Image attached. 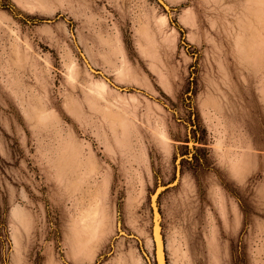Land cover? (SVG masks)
Returning <instances> with one entry per match:
<instances>
[{
	"label": "rangeland",
	"instance_id": "obj_1",
	"mask_svg": "<svg viewBox=\"0 0 264 264\" xmlns=\"http://www.w3.org/2000/svg\"><path fill=\"white\" fill-rule=\"evenodd\" d=\"M156 228L264 264V0H0V264H158Z\"/></svg>",
	"mask_w": 264,
	"mask_h": 264
},
{
	"label": "crops",
	"instance_id": "obj_2",
	"mask_svg": "<svg viewBox=\"0 0 264 264\" xmlns=\"http://www.w3.org/2000/svg\"><path fill=\"white\" fill-rule=\"evenodd\" d=\"M147 59H148V61H146V62L148 63L149 68L151 69L150 72H154L152 74H159L160 66L158 65V63L151 58H147ZM103 64L105 65V69L108 68L109 70H111V64H112L111 59L110 60L104 59ZM130 66L131 65L126 66V68L123 69V71L121 72V75L119 73L118 80H120L124 83L136 82L138 84H142V86H145L146 90H150L151 85L149 84V82L145 79H142V81H145V82L141 83L138 80V78L135 75H133V73L131 72ZM89 91L91 93L90 96L92 97L93 100L88 101V106H90L91 109H94V108L97 109V113L99 115L101 114V115H103V117H108V118L109 117H113V118L118 117V121H121V122H125L126 121L125 119L132 121L131 116L133 115V113L127 111V108H125V107H129V105L126 106V102H125L124 98L117 95L118 99H115L114 95H112L110 93L109 89L103 85L97 86V84H94L93 87H89ZM100 100L105 101V106L100 107L101 109L97 108V106H96V102L100 101ZM204 101H205V99L202 101V104H201L202 106H205ZM131 106L134 107L135 105H131ZM133 116L135 117V115H133Z\"/></svg>",
	"mask_w": 264,
	"mask_h": 264
},
{
	"label": "water",
	"instance_id": "obj_3",
	"mask_svg": "<svg viewBox=\"0 0 264 264\" xmlns=\"http://www.w3.org/2000/svg\"><path fill=\"white\" fill-rule=\"evenodd\" d=\"M155 243H156L157 262L158 264H164L163 242L158 228H156Z\"/></svg>",
	"mask_w": 264,
	"mask_h": 264
}]
</instances>
